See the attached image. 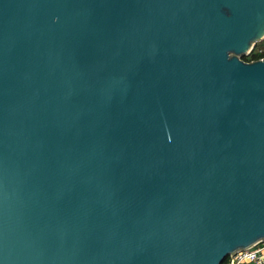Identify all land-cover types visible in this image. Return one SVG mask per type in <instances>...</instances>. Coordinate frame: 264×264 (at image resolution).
<instances>
[{
	"label": "water",
	"instance_id": "water-1",
	"mask_svg": "<svg viewBox=\"0 0 264 264\" xmlns=\"http://www.w3.org/2000/svg\"><path fill=\"white\" fill-rule=\"evenodd\" d=\"M264 0H0V264H223L264 242Z\"/></svg>",
	"mask_w": 264,
	"mask_h": 264
},
{
	"label": "built area",
	"instance_id": "built-area-1",
	"mask_svg": "<svg viewBox=\"0 0 264 264\" xmlns=\"http://www.w3.org/2000/svg\"><path fill=\"white\" fill-rule=\"evenodd\" d=\"M263 42V41H262ZM261 43V42H260ZM259 44V43H258ZM258 44L246 55H260V58L264 57V46H258ZM254 53V54H253ZM264 264V242L258 243L254 247L240 251L234 255H231L226 260L225 264Z\"/></svg>",
	"mask_w": 264,
	"mask_h": 264
},
{
	"label": "trees",
	"instance_id": "trees-1",
	"mask_svg": "<svg viewBox=\"0 0 264 264\" xmlns=\"http://www.w3.org/2000/svg\"><path fill=\"white\" fill-rule=\"evenodd\" d=\"M260 57H261L260 55H256V54H254V55L251 56L250 59L247 58V57H244L243 59L246 60V61H252V60L259 59ZM225 263H226V261H225L223 264H225Z\"/></svg>",
	"mask_w": 264,
	"mask_h": 264
},
{
	"label": "rangeland",
	"instance_id": "rangeland-1",
	"mask_svg": "<svg viewBox=\"0 0 264 264\" xmlns=\"http://www.w3.org/2000/svg\"><path fill=\"white\" fill-rule=\"evenodd\" d=\"M262 45L264 46V41L258 44L259 47L262 46ZM245 57H247V58L250 59L251 58V55H248V56H245ZM248 264H254V263H248Z\"/></svg>",
	"mask_w": 264,
	"mask_h": 264
}]
</instances>
